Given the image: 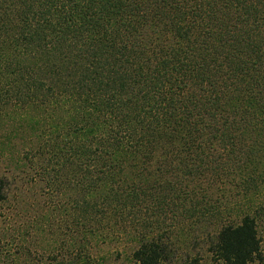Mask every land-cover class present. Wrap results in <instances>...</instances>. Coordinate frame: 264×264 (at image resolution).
Here are the masks:
<instances>
[{"label":"trees","instance_id":"1","mask_svg":"<svg viewBox=\"0 0 264 264\" xmlns=\"http://www.w3.org/2000/svg\"><path fill=\"white\" fill-rule=\"evenodd\" d=\"M9 108L0 126L23 110L16 132L39 157L68 154L79 176L59 264H104L88 246L118 240L127 219L125 264H201L181 254L187 234L154 233L165 221L150 217L166 211L203 230L212 263L263 261L253 216L210 228L227 179L245 177L243 188L264 170V0H0V113ZM195 181L197 198L185 190Z\"/></svg>","mask_w":264,"mask_h":264},{"label":"rangeland","instance_id":"2","mask_svg":"<svg viewBox=\"0 0 264 264\" xmlns=\"http://www.w3.org/2000/svg\"><path fill=\"white\" fill-rule=\"evenodd\" d=\"M10 111V108L5 112L2 110L0 116L9 120ZM18 112L19 120L0 126V186L3 187L2 195L4 196V200L0 202V264L66 262L70 258V252L65 248L69 237L65 236L64 231L60 229L65 221L61 210L66 211L72 218V213L74 214L72 203L78 198L79 193H82L81 189L77 188L79 176L66 161L64 162L68 154L57 151L52 156L44 154L45 158L38 156L36 150L40 148L32 146L35 142L27 139L30 133H23V130L16 132L23 129L29 121L22 114L23 110ZM28 114L39 116L36 113L26 112V115ZM41 140L35 139L37 146ZM32 148L36 149L31 151ZM249 172L251 177H246L248 181L243 188L239 187V183L245 177L240 179L238 176L233 177L234 182H231L232 177L227 179L228 181L219 188L223 191L222 204L216 199L220 198L221 191L218 193L215 192L214 187L202 185L206 190L204 194L209 192L211 203H218L223 207L220 209L221 215L213 223L214 227L210 228V230L213 229V234L224 224L238 223L245 214L253 216L256 219L263 258V261L258 264H264V170L258 167ZM51 181L50 187L47 186ZM196 183L198 181L187 182L185 185V190H191L194 198L201 196L197 193L196 187L199 184ZM194 190L196 194H193ZM173 216V213L166 211L156 218L147 214V220L149 221L150 217L155 225L158 221L161 222L160 220L165 221L164 225H160L162 228L156 229L154 233L160 236V231L167 230L168 233L165 234L171 237V241L187 234L190 236V242L186 241L184 246L182 243L181 248L179 247L181 254L185 256L195 251L193 255L201 256V264H214L211 262L210 255L206 254L209 241L197 236L203 230L200 228L198 230L195 227L197 224L183 221V218L178 220V226H176L173 224ZM131 220H126L125 231L118 228L122 231L119 233L118 240L114 237L113 241L105 245L92 242L88 246L90 256H93L95 260L107 257L104 264H125L122 259L126 258L125 254H129L135 246L132 241H129V237L135 235L133 228H130ZM134 220H136L135 217ZM179 243L175 245H180ZM117 254H120L121 258H118Z\"/></svg>","mask_w":264,"mask_h":264}]
</instances>
